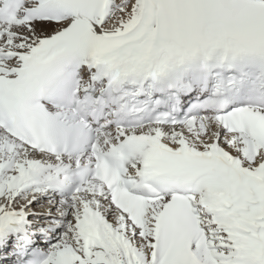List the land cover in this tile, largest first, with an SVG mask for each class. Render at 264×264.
<instances>
[{
	"label": "snow or ice",
	"instance_id": "obj_1",
	"mask_svg": "<svg viewBox=\"0 0 264 264\" xmlns=\"http://www.w3.org/2000/svg\"><path fill=\"white\" fill-rule=\"evenodd\" d=\"M0 264H264V0H0Z\"/></svg>",
	"mask_w": 264,
	"mask_h": 264
}]
</instances>
